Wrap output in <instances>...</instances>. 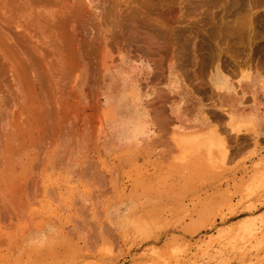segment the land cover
<instances>
[{"label": "rangeland", "instance_id": "obj_1", "mask_svg": "<svg viewBox=\"0 0 264 264\" xmlns=\"http://www.w3.org/2000/svg\"><path fill=\"white\" fill-rule=\"evenodd\" d=\"M221 1L0 0V264H264L260 132L144 133L169 65L211 94L214 73L264 75V0ZM124 53L149 67L145 124L104 148L103 66Z\"/></svg>", "mask_w": 264, "mask_h": 264}, {"label": "crops", "instance_id": "obj_2", "mask_svg": "<svg viewBox=\"0 0 264 264\" xmlns=\"http://www.w3.org/2000/svg\"><path fill=\"white\" fill-rule=\"evenodd\" d=\"M25 13H28L29 18V15L33 14L30 11ZM120 59L103 74L101 81L106 128V140L103 145L104 148L110 149L120 148L126 142L136 139L138 135L141 136L145 124V112L141 109V102L147 93L142 92L140 87L147 79L149 67L143 63L141 73L134 76L130 74L129 62L132 60L129 56L124 53L120 55ZM220 73V84H216V73L210 79L216 93H203L185 83L172 65H169L166 86H161V90L163 89L165 94L163 96L174 99L162 107L159 123L152 129L147 127L144 133L153 132L158 135L157 140L160 141H167L173 133L174 141H177L193 137L196 132L203 131L207 134L218 131L221 136L229 139L235 136L227 126L229 123L233 129H239L241 134L251 135L259 131V145L264 147V75L250 72L247 77H243L238 73L236 78H230ZM133 91L137 93L134 94ZM122 105H126L128 114L123 110L121 115L116 113ZM238 138L241 139L242 135ZM147 140L148 138L142 142Z\"/></svg>", "mask_w": 264, "mask_h": 264}, {"label": "bare ground", "instance_id": "obj_3", "mask_svg": "<svg viewBox=\"0 0 264 264\" xmlns=\"http://www.w3.org/2000/svg\"><path fill=\"white\" fill-rule=\"evenodd\" d=\"M83 1H85V0H83ZM222 1H223V0H222ZM222 1H221V2H222ZM231 1H232V0H231ZM240 1H241V0H240ZM253 1L257 2L256 0H253ZM94 2H95V0H94ZM94 2H92V4H94ZM97 2H98V1H97ZM102 2H103V1H102ZM232 2L235 3L234 1H232ZM236 2H237V1H236ZM246 2H247V1H246ZM246 2H245V3H246ZM248 2H249V1H248ZM48 3H49V2H48ZM99 3H100V0H99ZM224 3H225V2H224ZM227 3H228V2H227ZM252 3H253L252 0H250V3H249V4H250V7L252 6L251 8H254L253 5H252ZM36 4H37V3H36ZM38 4H39V3H38ZM40 4H42V3H40ZM105 4H106V2H105ZM217 4H219V3H217ZM231 4H232V3H231ZM236 4H238V3H236ZM242 4H243V3H242ZM253 4H254V3H253ZM9 5H10V4H9ZM30 5H31V4H30ZM151 5H152V4H151ZM223 5H224V4H223ZM227 5H228V4H227ZM245 5H247V3L244 4V6H245ZM21 6H22V5H21ZM21 6H20V7H21ZM33 6H34V5H33ZM76 6H77V5H76ZM92 6H93V5H92ZM94 6H95V5H94ZM94 6H93V8H94ZM102 6H103V4H102ZM104 6H106V5H104ZM104 6H103V7H104ZM228 6H229V5H228ZM230 6H231V5H230ZM230 6H229V7H230ZM232 6H233V5H232ZM237 6H238V5H237ZM244 6H243V7H244ZM254 6H255V4H254ZM12 7H13V6H12ZM20 7H19V8H20ZM36 7H37V6H36ZM95 7H96V6H95ZM98 7H100V6H98ZM221 7H222V6H221ZM234 7H235V5H234ZM241 7H242V6H241ZM241 7H240V8H241ZM245 7L247 8V6H245ZM13 8H14V7H13ZM146 8H147V7H146ZM150 8H152V7H150ZM101 9H102V8H101ZM147 9H148V8H147ZM225 9H226V8H225ZM228 9H230V8H228ZM235 9H236V8H235ZM235 9H234V10H235ZM247 9H248V8H247ZM247 9H245V11H247ZM26 10H27V9H26ZM69 10H70V9H69ZM96 10H98V9L96 8L95 11H96ZM122 10H123V9H122ZM150 10H151V9H150ZM166 10H167V9H166ZM170 10H171V9H169V10H168L169 12H168V11H165V9H164L165 12H164V13L161 12V13H162V14H166V13H167V14L171 15V17H172L173 14H172V12H170ZM231 10H232V9H231ZM242 10H244V9H242ZM13 11H14V9H13ZM57 11H58V10H57ZM57 11H56V13H57ZM148 11H149V10H148ZM171 11H172V10H171ZM173 11H174V10H173ZM223 11H224V10H223ZM225 11H226V10H225ZM229 11H230V10H229ZM229 11H226V13H227V12L229 13ZM238 11H239V10H238ZM245 11H242V12H244V13L242 14V15H243L242 17H244V15H247V14L250 15V14H251L250 11H249V9H248L249 13L246 12V14H245ZM254 11H255V10H254ZM17 12H18V11H17ZM17 12H15V13H17ZM19 12H20V11H19ZM30 12L33 13V10H30ZM45 12H48L47 9H43V11L41 12L42 14L39 13V14H41V15H40L41 18H42V17H49V15H50V16H55L54 14L51 15L50 12H49V15H47L48 13L45 14ZM68 12H69V11H68ZM79 12H80V11H79ZM97 12H98V11H97ZM97 12H96V13H97ZM126 12H127V10H126ZM231 12H232V11H231ZM235 12H236V11H235ZM239 12H240V11H239ZM13 13H14V12H13ZM98 13H99V12H98ZM104 13H105V11H104ZM121 13H122V12H121ZM174 13H175V12H174ZM228 13H227V14H228ZM17 14H19V13H17ZM27 14H28V13H27ZM85 14H86V12H85ZM130 14H131V13H130ZM130 14H129V15H130ZM227 14H226V15H227ZM229 14H230V13H229ZM252 14H253V13H252ZM23 15H24V14H23ZM76 15H77V14H76ZM248 15H247V16H248ZM254 15H255V14H254ZM254 15H253V17H255ZM40 16H39V17H40ZM56 16H57V15H56ZM85 16H86V15H85ZM127 16H128V15H127ZM132 16H133V15H132ZM247 16H246V17H247ZM81 17H82V16H81ZM100 17H101V16H100ZM117 17H118V16H117ZM130 17H131V15H130ZM130 17H129V18H130ZM135 17H136V16H135ZM135 17H134V18H135ZM224 17H225V16H224ZM248 17H249V16H248ZM75 18H77V17H75ZM75 18H74V19H75ZM84 18H85V17H84ZM86 18H87V17H86ZM127 18H128V17H127ZM127 18H126V19H127ZM144 18H145V17H144ZM144 18H143V19H144ZM238 18H239V17H238ZM244 18H245V17H244ZM249 18H250V17H249ZM42 19H44V18H42ZM56 19H57V18H56ZM136 19H137V18H136ZM145 19H147V18H145ZM239 19H241V18H239ZM245 19H246V18H245ZM245 19H244V20H245ZM250 19H251V18H250ZM252 19H253V18H252ZM72 20H73V19H72ZM83 20H84V19H83ZM116 20H117V19H116ZM141 20H142V19H140V21H141ZM241 20H242V19H241ZM248 20H249V19H248ZM46 21H47V20H46ZM75 21H76V19H75ZM80 21H81V20H80ZM117 21H118V20H117ZM121 21H122V20H121ZM143 21H144V20H143ZM145 21H146V20H145ZM149 21H151V20H149ZM149 21H148V22H149ZM223 21H225V20H223ZM246 21H247V19H246ZM246 21H245V23H246ZM251 21H252V20H251ZM6 22H7V21H6ZM59 22H60V21H59ZM85 22H87V21H85ZM129 22H130V21H129ZM239 22H240V21H239ZM247 22H248V21H247ZM41 23H42V22H41ZM60 23H62V22H60ZM72 23H73V22H72ZM117 23H118V22H117ZM117 23H116V24H117ZM154 23H156V22H154ZM248 23H249V22H248ZM55 24H56V22H55ZM55 24H54V25H55ZM65 24H66V23H65ZM75 24H76V22H75ZM122 24H123V23H122ZM122 24H121V25H122ZM131 24H133V23H131ZM141 24H142V23H141ZM144 24H146V23H144ZM162 24H163V23H162ZM253 24H254V23H253ZM54 25H53V26H54ZM63 25H64V24H63ZM76 25H77V24H76ZM95 25H96V24L94 23V27H95ZM142 25H143V24H142ZM155 25L157 26V23H156ZM221 25H222V24H221ZM225 25H226V24H225ZM238 25H239V24H238ZM255 25H256V24H255ZM61 26H62V25H61ZM125 26H126V25H125ZM127 26H128V25H127ZM127 26H126V27H127ZM134 26H136V25H134ZM138 26H139V25H138ZM150 26H151V25H150ZM158 26H159V25H158ZM158 26H157V27H158ZM217 26H218V25H217ZM223 26H224V25H223ZM226 26H229V24L226 25ZM245 26L248 27V28H250V27H249V26H250L249 24H248V25L245 24ZM6 27H7V26H6ZM6 27H5V28H6ZM42 27H43V26H42ZM55 27H56V26H55ZM65 27H66V26H65ZM131 27H133V26H131ZM140 27H141V26H140ZM143 27H146V26H143ZM238 27L240 28V26H238ZM254 27H255V26H254ZM8 28H9V26H8ZM44 28H45V30H46V27H44ZM58 28H60V27H58ZM61 28H62V27H61ZM71 28H72V27H71ZM85 28H86V27H85ZM120 28H121V27H120ZM165 28H166V27H165ZM244 28H245V27H244ZM47 29H48V27H47ZM122 29H123V28H122ZM161 29H162V27H161ZM224 29H225V28H224ZM232 29H233V28H232ZM4 30H5V29H4ZM41 30H42V29H41ZM45 30H44V31H45ZM64 30H65V29H64ZM78 30H79V29H78ZM96 30H97V29H96ZM119 30H120V29H119ZM141 30H142V29H141ZM236 30H237V29H236ZM18 31H19V30H18ZM44 31H43V32H44ZM76 31H77V30H76ZM86 31H87V29H86ZM86 31H84V32L86 33ZM164 31H165V30H164ZM224 31H225V30H224ZM245 31H246V30H245ZM248 31H249V30H248ZM22 32H23V31H22ZM22 32H21V33H22ZM65 32H66V31H65ZM73 32H74V31H73ZM91 32H92V31H91ZM98 32H99V31H98ZM150 32H151V31H150ZM239 32H240V31H239ZM253 32H254V31H253ZM18 33H19V32H18ZM23 33H24V32H23ZM23 33H22V35H23ZM140 33H141V32H140ZM217 33H218V32H217ZM217 33H216V34H217ZM237 33H238V32H237ZM5 34H6V33H5ZM91 34H92V33H91ZM99 34L101 35V33H99ZM99 34H97V35H99ZM114 34H115V33H114ZM152 34H153V32H152ZM159 34H160V35H159V37H160V36H161V33H159ZM226 34H227V33H226ZM247 34H248V32H247ZM19 35H20V34H19ZM24 35H25V34H24ZM80 35H81V34H80ZM93 35H94V34H93ZM166 35H167V34H166ZM251 35H252V34H251ZM53 36H54V35H53ZM53 36H52V37H53ZM84 36H85V35H84ZM86 36H87V35H86ZM115 36H116V35H115ZM124 36L126 37L127 35H124ZM156 36H157V34H156ZM216 36H217V35H216ZM22 37H23V36H21V40L23 41V38H22ZM24 37H25V36H24ZM79 37H80V36H79ZM146 37H147V36H146ZM150 37H151V36H150ZM81 38H82V37H81ZM81 38H79V39H81ZM84 38H85V37H84ZM84 38H82L81 40H83ZM88 38H89V37H88ZM92 38H93V37H92ZM122 38H123V36H122ZM147 38H148V37H147ZM252 38H253V37H252ZM99 39H101V38L99 37ZM106 39H107V38H106ZM137 39H138V38H137ZM160 39H162V38H160ZM16 40H20V36H19V38L16 39ZM24 40H25V39H24ZM26 40H27V38H26ZM72 40H73V39H72ZM77 40H78V38H77ZM128 40H129V39H128ZM27 41H28V40H27ZM90 41H91V40H90ZM100 41H101V40H100ZM116 41H117V40H116ZM123 41H124V40H123ZM140 41H141V40H140ZM163 41H164V40H163ZM16 42H17V41H16ZM19 42H20V41H19ZM19 42H18V44H19ZM23 42H24V41H23ZM25 42H26V41H25ZM25 42H24V43H25ZM80 42H81V41H80ZM97 42H98V41H97ZM101 42H102V41H101ZM141 42H142V41H141ZM24 43H23V44H24ZM94 43H96V42H94ZM94 43H93V44H94ZM115 43H116V42H115ZM139 43H140V42H139ZM144 43H145V42H144ZM144 43H143V44H144ZM148 43H149V42H148ZM150 43H151V40H150ZM16 44H17V43H16ZM18 44H17V45H18ZM25 44H26V43H25ZM84 44H85V43H84ZM93 44H92V45H93ZM97 44H98V43H97ZM97 44H95V45H97ZM100 44H101V43H100ZM102 44H103V43H102ZM118 44H119V43H118ZM124 44H125V43H124ZM251 44H252V43H251ZM17 45H16V46H17ZM19 45H20V44H19ZM54 45H55V44H54ZM98 45H99V44H98ZM98 45H97V46H98ZM106 45H107V44H106ZM108 45H109V44H108ZM165 45H167V44H165ZM165 45H164V47H165ZM24 46H25V45H24ZM26 46H27V45H26ZM57 46H58V45H57ZM84 46H85V45H84ZM88 46H89V45H88ZM119 46H120V45H118V47H119ZM127 46H128V45H127ZM148 46H149V45H148ZM155 46H156V45H155ZM20 47H22V46H20ZM48 47H49V46H48ZM95 47H96V46H95ZM123 47H124V46H123ZM123 47H122V48H123ZM250 47H252V45H251ZM16 48L18 49V47H16ZM80 48H81V47H80ZM90 48H91V52H90V53H93V55H95L94 53H95L96 50H97V52L100 51V50L98 51L99 46L97 47V49H94V52H92V51H93L92 46H91ZM93 48H94V45H93ZM124 48H125V47H124ZM138 48H139V47H138ZM158 48H159V47H158ZM19 49H20V48H19ZM19 49H18V50H19ZM76 49L78 50V48H76ZM87 49H88V48H87ZM102 49H103V47H102ZM140 49H141V48H140ZM84 50H85V49H84ZM127 50H128V49H127ZM147 50H148V49H147ZM54 52H55V51H54ZM79 52H80V51H79ZM82 52H83V49H82ZM156 52H157V51H156ZM17 53H18V52H17ZM19 53H20V52H19ZM88 53H89V52H88ZM100 53H101V52H100ZM129 53H130V52H129ZM20 54H21V53H20ZM83 55H84V53H83ZM96 55H99V54H96ZM90 57H91V56L87 57V61H88V58H90ZM93 57L95 58V56H93ZM93 57L90 59V61H91V60H92V61L94 60ZM16 59H17V58H16ZM22 59H23V58H22ZM96 59H97V58H96ZM98 59H99V58H98ZM31 60H32V58H31ZM81 60H83V59H81ZM81 60H80V61H81ZM99 60H100V59H99ZM120 60H121V59H120ZM25 61H26V60H25ZM25 61H24V62H25ZM33 61H34V60H33ZM92 61H91V62H92ZM28 62H29V61H28ZM82 62H84V61H82ZM95 62H97V60H96ZM98 62H99V61H98ZM31 63H32V62H31ZM88 63H89V62H88ZM24 64H25V63H24ZM82 64H83V63H82ZM84 64H85V62H84ZM84 64H83V67H85ZM98 64H100V63H98ZM129 64H130V74L132 73V74H134V76H135L136 74H140V73H141L140 71L142 70L141 67H142V65H143V62H142L141 60L136 61V62H135V61H130ZM80 65H81V64H80ZM93 65H94V64H93ZM86 66H87V63H86ZM97 66H99V65H97ZM97 66H95V67H96L97 70H98V68H100V67H97ZM81 67H82V65H81ZM87 67H88V66H87ZM87 67H85V68H87ZM95 67H93V70H94ZM103 67H104V68H103L104 72H107V71H109V70L111 69L112 66H111V65L109 66L108 64H106V65L103 66ZM89 68H90V67H89ZM81 69H82V68H81ZM87 69H88V68H87ZM91 69H92V66H91ZM17 70H18V69H17ZM88 70H89V69H88ZM88 70H87V71H88ZM99 70H100V69H99ZM87 71H86V73H87ZM91 72H92V71H91ZM91 72L89 71L88 74H91ZM94 72H97V71L95 70ZM97 73H98V72H97ZM96 75H99V73L96 74ZM86 76H88V75H86ZM90 76H92V74H91ZM93 76H94V74H93ZM99 76H100V75H99ZM84 77H85V76H84ZM88 77H89V76H88ZM132 77H133V76H132ZM86 78H87V77H86ZM96 78H97V77H95L94 79H96ZM215 78H216V84H220V83H221V81H220V80H221V79H220V78H221V74H220V72H217V73H216ZM90 79H91V78H90ZM21 80H22V79H21ZM97 80H98V79H97ZM241 82H242V81H241ZM224 83H225V82H224ZM221 86H222V85H221ZM133 93L136 94L137 92H136V91H133Z\"/></svg>", "mask_w": 264, "mask_h": 264}]
</instances>
